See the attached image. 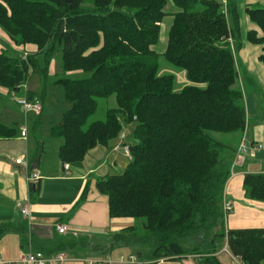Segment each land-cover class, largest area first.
I'll list each match as a JSON object with an SVG mask.
<instances>
[{"label":"trees","instance_id":"1","mask_svg":"<svg viewBox=\"0 0 264 264\" xmlns=\"http://www.w3.org/2000/svg\"><path fill=\"white\" fill-rule=\"evenodd\" d=\"M245 1L257 25L246 38L262 46L264 64V0ZM170 2L172 12L166 10ZM229 6L227 18L220 0H0V28L14 46L35 48L27 60L10 46L0 50V87L21 94L33 74H44L38 55L50 62L58 50L65 72L89 74L56 81L71 102L50 129L61 141L63 164L83 161L91 149L117 138L123 131L119 113L136 124L125 171L98 178L96 187L108 197L112 219H143L147 234L133 238L134 226H128L115 234L113 246L150 243L153 260L198 255L203 264H226L217 251L227 240L245 264H264V228L225 229L223 198L232 172L222 165L234 150L213 134L242 133L247 124L230 41L238 28L236 0ZM169 14L167 47L158 53L153 47ZM161 57L184 70L190 83L176 91L175 75L160 72ZM112 95L118 108L89 123L99 99ZM19 133L0 114V139ZM244 189L247 198L264 201V174H247ZM38 191L39 184L31 187L32 194ZM219 221L221 232L208 234ZM195 234L206 251L186 246Z\"/></svg>","mask_w":264,"mask_h":264},{"label":"crops","instance_id":"2","mask_svg":"<svg viewBox=\"0 0 264 264\" xmlns=\"http://www.w3.org/2000/svg\"><path fill=\"white\" fill-rule=\"evenodd\" d=\"M248 3L237 0L238 28L235 27V36L230 39L239 72V85L245 96L247 124L242 133H218L219 136H215L234 150L222 165L232 172L225 184L223 198V202L232 203V210L226 217V230L264 228V201L247 198L244 189L247 174H264V149L251 155L237 154L244 133L251 142L264 143V64L259 58L262 46L253 44L246 38L250 30L257 29V25L246 13ZM233 20L231 18L229 21L232 27L235 26ZM4 43L19 54L35 51L33 46H14L0 28V50L6 48ZM43 114L44 111L42 115L29 117L31 121L28 123L29 128L27 126L26 137L19 133L13 138L0 139V256L4 260L16 261L22 252L30 250H41L46 254L65 251L71 257L66 264H85L86 260L105 258L111 264H127L126 260L132 255L126 250L128 246L117 248L118 253H115L116 249L111 247L112 243L108 239L128 227L125 223L129 219H112L108 197L96 187L98 178L110 175L111 168L120 165L118 156L131 160V156L123 148L124 144H128L126 138H120L119 135L108 145L96 146L87 153L83 161L70 164V169L66 170L59 157L60 140H53L50 135L52 138L47 141L37 139V147L33 144L30 123L40 125ZM51 145L55 147L56 161L50 169L47 166V148ZM123 149L125 155L119 153ZM20 156L27 164L15 162ZM34 169L40 170L42 178L39 191L32 194L31 187L36 186H31L27 177ZM24 200H29L30 207L35 212L32 222L23 218L18 206ZM58 224L67 225L69 231L59 233L56 228ZM205 246L207 247L206 243ZM225 246L227 240L222 243L217 254L226 264H245L231 252L224 251ZM151 254L138 258V262L203 264L198 255L157 261L151 258ZM124 255L129 256L126 258Z\"/></svg>","mask_w":264,"mask_h":264},{"label":"rangeland","instance_id":"3","mask_svg":"<svg viewBox=\"0 0 264 264\" xmlns=\"http://www.w3.org/2000/svg\"><path fill=\"white\" fill-rule=\"evenodd\" d=\"M166 10H168L169 12L174 11L175 10L174 5L170 2ZM172 22H173V17L170 14L167 15L163 21V29H162V33L160 36V40L153 47V49L157 51L158 53L164 52L167 47L168 32L172 25ZM4 45L6 47H9L7 43H4ZM22 54H24V52ZM29 54L32 55V53H29ZM38 59H39V68L43 70L44 74H41L40 72L33 74L31 78L29 79V82L27 83L26 88L24 89L25 91L21 92V94L22 93L28 94V92L30 93V91L35 92L37 96H35L34 99H31V100H40L44 107V114L40 118V125H38L35 122L30 123L32 138L34 139L33 144L35 147H37L39 143L37 142L38 140L47 141V139L52 138L50 137L51 126L58 123L62 119L63 114L71 107V102H69L65 97L64 87L62 85L56 84V81L59 79H63V78H81V77L89 76L88 73H67L65 72L63 69V65H62L61 50H58L57 52H55L50 62L47 61L44 54L38 55ZM159 65H160V72L162 74L175 75V78H176L175 90L176 91H180L184 86L190 83V81L187 79V75L184 70L179 69L175 67L174 65L170 64L163 57L159 59ZM21 94L15 93V92L9 93L8 90H6L3 87H0L1 120L10 126L19 127L20 135H21L22 126L27 127L29 121H31V118L29 117L33 118L34 116V114L32 113H30L29 115L25 114L23 107L16 102L17 96H21ZM117 108H118V103H117V99L115 95H112L109 98L99 99V106H98L97 112L89 119V123L96 121V120L104 119L106 117V112L109 109H117ZM118 117L123 124V131L119 137L120 138L125 137L127 143H135L136 139L134 137V129L136 127V124L134 122H127L124 118V115L121 113L118 114ZM213 136H219V134L214 133ZM53 140H58V139L53 138ZM119 153L120 154L124 153L125 155L124 149L123 151L121 150ZM117 160L119 161L120 165L117 168L115 167L111 168L109 172L110 175L123 173L131 161L130 159H127V158L125 159L122 156L120 157L118 156ZM55 161H56L55 147L54 145H51L50 147L47 148V166L51 169V167L54 166ZM226 217H225V225H226ZM142 222H143V219L127 220V223H125V226H134L133 232L130 233V236L133 235V238H138V239L145 237L147 232L144 229ZM220 224H221V221H219L217 226H214L208 234H215V233L221 232L222 226ZM207 232L208 231L206 230L202 234H207ZM114 236L115 235H112V237L110 238L108 237L110 244L111 243L113 244ZM187 240H188V243L186 244V246L188 247L189 246L198 247L201 251H206L209 248V247H206L205 244L198 242L199 235H196V234L192 235ZM112 244L111 246H113ZM120 244L122 243H117L113 247L116 249L115 253H118L119 249L117 248H120L124 245V244L122 245ZM124 246H128L126 250L130 252V254H134L137 258L138 257L141 258L145 254L152 253L153 251V247L151 246L150 243L133 242L131 245H124ZM129 255H124V257L127 258Z\"/></svg>","mask_w":264,"mask_h":264},{"label":"built area","instance_id":"4","mask_svg":"<svg viewBox=\"0 0 264 264\" xmlns=\"http://www.w3.org/2000/svg\"><path fill=\"white\" fill-rule=\"evenodd\" d=\"M221 1V11L222 13L229 18L230 14V6L229 0H220ZM23 58L25 60L28 59L29 52H24ZM27 84L24 86L26 88ZM16 102L21 105L24 109L25 114L29 115L30 113L34 115H40L43 112V105L40 100H31L28 95L24 94L21 96H17ZM28 133V128L26 126H22L21 128V136L26 137ZM124 149L128 156L130 155V150L128 145L124 144ZM118 148V147H117ZM264 149L263 142H251L247 135L244 133L240 144L237 149V154L251 155L259 152ZM17 164H27V161L24 160L22 156L15 159ZM64 168L66 170L70 169V164H64ZM42 178V174L40 170L34 169L27 177L31 186H37ZM21 214L23 218L29 222L34 220L35 212L32 210L29 204V200H24L18 203ZM224 210L226 213L232 210V203L228 201H224L223 204ZM57 231L59 233H67L69 231V227L65 224H58L56 226ZM224 251L230 252L228 245L225 246ZM71 259L70 255L65 251H59L53 254H46L45 252L38 251H26L22 252L19 259L16 261L4 260L0 256V264H66ZM127 264L138 262V258L132 254L127 260ZM85 264H111L108 258L105 259H94V260H86Z\"/></svg>","mask_w":264,"mask_h":264},{"label":"water","instance_id":"5","mask_svg":"<svg viewBox=\"0 0 264 264\" xmlns=\"http://www.w3.org/2000/svg\"><path fill=\"white\" fill-rule=\"evenodd\" d=\"M65 1H66V3H68V4L72 3V0H65Z\"/></svg>","mask_w":264,"mask_h":264}]
</instances>
